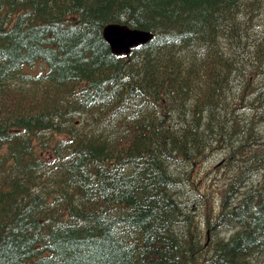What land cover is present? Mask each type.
<instances>
[{
    "label": "trees",
    "instance_id": "obj_1",
    "mask_svg": "<svg viewBox=\"0 0 264 264\" xmlns=\"http://www.w3.org/2000/svg\"><path fill=\"white\" fill-rule=\"evenodd\" d=\"M258 125L264 0H0V264H264Z\"/></svg>",
    "mask_w": 264,
    "mask_h": 264
},
{
    "label": "water",
    "instance_id": "obj_2",
    "mask_svg": "<svg viewBox=\"0 0 264 264\" xmlns=\"http://www.w3.org/2000/svg\"><path fill=\"white\" fill-rule=\"evenodd\" d=\"M102 38L114 55H128L132 48L147 43L153 35L126 25L108 24L102 29Z\"/></svg>",
    "mask_w": 264,
    "mask_h": 264
},
{
    "label": "rangeland",
    "instance_id": "obj_3",
    "mask_svg": "<svg viewBox=\"0 0 264 264\" xmlns=\"http://www.w3.org/2000/svg\"><path fill=\"white\" fill-rule=\"evenodd\" d=\"M256 131L259 133L261 132L260 135H264V128L262 125H260V126L258 125V127L256 128ZM213 175H214V172L209 175V179H211V178L214 179Z\"/></svg>",
    "mask_w": 264,
    "mask_h": 264
}]
</instances>
